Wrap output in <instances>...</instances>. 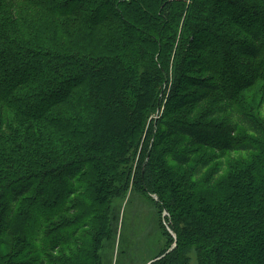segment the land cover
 Wrapping results in <instances>:
<instances>
[{
	"label": "trees",
	"instance_id": "16d2710c",
	"mask_svg": "<svg viewBox=\"0 0 264 264\" xmlns=\"http://www.w3.org/2000/svg\"><path fill=\"white\" fill-rule=\"evenodd\" d=\"M153 7L158 12H152ZM238 8H246V13L239 19L235 15ZM218 10L230 17V22H217L215 13ZM7 22L9 28L4 29ZM181 23V30H185L186 35L192 34L193 42L201 51L190 63L200 76L210 75L211 78H189L190 97L174 98L172 105L176 109L191 103H197V108L204 107L215 93L224 92L220 79L224 77L231 81L237 76L236 72L228 71L233 63L225 55L231 49L257 63L254 68L241 64L245 72L261 73L264 0H0V127L12 126L13 116L14 120H22L28 127L36 126L39 131L32 146L23 153L31 156L29 160L23 161L21 153L13 155V150L0 149L3 200L10 198L18 203L36 190L37 203L41 207L36 210L38 218L42 220L62 212L63 204L81 189L76 179L86 171L88 158L66 162L58 159L60 155L55 158L57 154L53 148L41 150V143L53 134L55 136L49 138L52 141L66 136L62 129L69 131V138L87 141L94 138L93 135L91 138L75 136V131L81 129L94 134L97 143H104L102 147H112V125L123 123V120L127 122L129 118L127 113L123 115V103L119 101L123 76L111 78L109 85L114 89L110 93L112 96H108L106 88L109 85L104 73L125 65L138 72L142 58L121 50L123 44L127 47L133 38L138 39L135 50L139 53L144 52L146 44L158 46L155 62L159 64L163 45L154 33L160 34L164 25L175 30ZM230 25L245 29L240 36L244 39L242 36L246 35V40L232 42L226 32ZM139 27L154 39L147 34L137 36L135 30ZM130 29L132 32L128 33ZM113 33L119 34V39L116 45L109 44L108 53L102 36L108 39ZM177 39L180 43L184 41L182 36ZM93 48H101L105 53L93 56ZM115 48L117 53H112ZM138 76L136 80L133 76L128 78L131 85L127 94H138L141 82H144ZM77 99L81 104L79 109H73L74 114L66 113L62 107L71 106L70 103ZM87 107V110H98L101 119L97 116L90 124L84 121L81 127L74 126L72 118L79 121L81 111ZM144 119L145 115L140 114L134 121L140 124ZM164 125L166 135L184 139L185 147L228 153L258 152L260 157L250 166L251 175L238 177V185L245 191L243 196L249 199L245 203L238 198L242 195L237 185V194L233 184L225 194L214 192L211 184L205 188L204 184L196 185L192 179H178L174 174H167L151 154L147 155V161L143 160L139 166L138 182L145 194L156 195L160 211L168 213L161 225L173 244L170 249H160L149 262L191 264L194 253L200 264H264V210L261 209L262 202L258 203L264 196V145L259 148L237 137L238 130L243 128L264 138V126L251 114L232 113L231 103L204 110L196 120L173 119ZM133 128L132 122L130 129ZM41 130L45 131L46 137L41 136ZM193 154L195 152L180 149L168 152L170 160L179 167L192 163ZM212 163L213 159L202 161L193 172L194 176L202 174ZM33 169L38 171L35 178L31 175ZM24 170L29 171V175L15 179L14 176ZM41 175H49L48 180L41 181ZM156 180L159 186L155 185ZM65 181L68 184L64 188ZM177 197L184 202L179 210L173 200ZM40 199L43 200L40 202ZM6 208L0 205V216L8 211ZM77 233L78 228L55 231L48 234L44 243L56 251L69 245Z\"/></svg>",
	"mask_w": 264,
	"mask_h": 264
},
{
	"label": "rangeland",
	"instance_id": "374dc122",
	"mask_svg": "<svg viewBox=\"0 0 264 264\" xmlns=\"http://www.w3.org/2000/svg\"><path fill=\"white\" fill-rule=\"evenodd\" d=\"M244 10L246 8H238L235 12L238 19L246 13ZM152 12H158L156 7L152 8ZM215 16L217 22H230V17H226L221 10H218ZM2 19L4 22V18ZM182 25L183 23L175 30L169 25H164L160 34L154 33L163 45L159 64L155 62L159 54L158 46L146 44L144 52L139 53L135 50L139 44L138 39L133 38L131 44L127 47L123 44L121 50L123 49V53L128 51L137 54L136 58H142L138 72L135 68L131 70L129 65H125L117 67L118 69L113 72L107 70L104 73L107 85L111 78L117 75L123 76V81L120 82L122 89L119 101L123 103V115L127 113L129 118L126 122L123 120L126 117L124 116L123 123L120 121L112 125L110 132L112 147H102L104 143H97L94 134L81 129L75 131V136L91 138L93 135L94 138L90 141L69 138V131L62 129V133L66 136L61 135L58 140L52 141L49 138H53L55 136L53 134L41 143L43 145L41 150L47 147L53 148L57 154L55 158L60 155L61 158L58 159L66 162L71 159L88 158L89 165L86 171L76 179L81 189L63 204L62 212L42 221L35 215L36 210L41 209L37 203L36 190L22 197L18 203H14L10 198L3 200L0 191V205H4L8 210L0 216V264H147L160 249H170L173 244L166 237L161 225L162 221L165 223L164 218L168 213L160 211V207L156 204V195L145 194L138 182L139 166L144 162L143 160L147 161L149 154L155 158L156 163L163 166L167 174H174L173 176L178 179H192L196 185L204 184L205 188L211 184L214 192L223 194L232 184L234 187L237 185L242 195L238 197L239 200L245 203L249 200L243 196L245 191L238 185V177L251 175L250 166L257 161L260 153H228L203 147H185L184 139L166 135L164 124L172 122L173 119L196 120L204 110H212L213 107L231 103L232 113L236 111L251 114L264 126V57L260 61L261 73L258 74L254 70L248 73L240 65L246 64L254 68L257 63L241 57L231 49L225 55L231 58L233 63L228 71L236 72L237 76H233L231 81L224 77L220 79V83L225 88L224 92L215 93L204 107L197 108V103H191L187 107L176 109L172 105L174 98L190 97L192 89L189 78L203 80L211 78L210 75L200 76L195 71L196 67L190 63L191 58L200 55L201 51L193 42L192 34L186 35L185 30H181ZM8 26V22L5 23L4 29H8ZM244 30L239 26L230 25L227 26L226 32L232 42H242L247 38L245 35L242 36L245 38L241 39L240 34ZM135 31L138 32L135 33L137 36H140L139 33L149 35L141 27ZM127 32H132V29ZM112 36L108 39L102 36L105 51L108 53H110L109 44L116 45L119 39V34L113 33ZM169 36L171 39L168 38ZM180 36L184 37L182 43L177 39ZM149 37L154 39L153 35ZM105 51L101 48L91 50L93 56L102 55ZM112 53H117V49L115 48ZM236 67L237 69H234ZM138 74L144 80L141 82L138 94H127L131 85V81H127L128 78L133 76V80H136ZM113 89L114 86L109 85L106 88V95L112 96L110 93ZM70 105L62 108L66 113L68 111L74 114L81 105L80 100L72 101ZM87 109L88 107L81 111L82 118L79 121L72 118L74 126L81 127L84 121L90 124L97 116L101 119L98 110ZM92 114L95 115L90 119ZM140 114H144L145 119L139 124L134 120ZM12 121V126L0 127V149L13 150V155L21 153L24 156L23 161L29 160L31 156L28 154L25 156L23 153L32 146V142L39 136V131L36 126L28 127L26 122L14 120L13 116ZM132 122L133 130L130 129ZM90 129L93 131L91 125ZM40 134L46 137L45 131L41 130ZM237 137L242 141H250L259 148L264 145V138H258L243 128L238 130ZM177 149L187 153L195 152L193 162L183 167L172 162L168 152ZM207 159H213L212 165L203 170L202 174L194 176L195 169L197 170L200 163ZM20 173L15 174V179L29 175V171L25 170ZM37 173L38 171L33 169L31 175L35 178ZM48 176L41 175V181L48 180ZM67 184L68 182L65 181L64 188ZM155 185L159 186L160 183L156 180ZM0 190H2L1 186ZM235 191L237 194V187ZM42 200L40 199V202ZM173 200L178 210L181 209L184 202L179 197ZM260 201L261 209L264 210V196L258 203ZM69 228H78L77 235L69 245L52 251L53 249L47 247V242L44 243L49 233ZM191 257V264H200L194 253Z\"/></svg>",
	"mask_w": 264,
	"mask_h": 264
},
{
	"label": "water",
	"instance_id": "95a60500",
	"mask_svg": "<svg viewBox=\"0 0 264 264\" xmlns=\"http://www.w3.org/2000/svg\"><path fill=\"white\" fill-rule=\"evenodd\" d=\"M154 260H152L151 262H149L148 264H151Z\"/></svg>",
	"mask_w": 264,
	"mask_h": 264
}]
</instances>
